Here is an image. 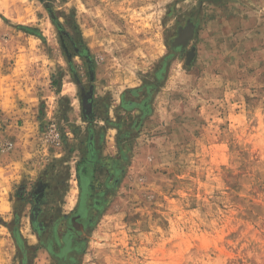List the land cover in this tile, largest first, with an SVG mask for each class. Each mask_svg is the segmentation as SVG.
<instances>
[{
	"label": "rangeland",
	"instance_id": "1",
	"mask_svg": "<svg viewBox=\"0 0 264 264\" xmlns=\"http://www.w3.org/2000/svg\"><path fill=\"white\" fill-rule=\"evenodd\" d=\"M0 264H264V0H0Z\"/></svg>",
	"mask_w": 264,
	"mask_h": 264
},
{
	"label": "bare ground",
	"instance_id": "2",
	"mask_svg": "<svg viewBox=\"0 0 264 264\" xmlns=\"http://www.w3.org/2000/svg\"><path fill=\"white\" fill-rule=\"evenodd\" d=\"M189 31H190V28L186 27L185 29L181 30L179 32V35L178 37L175 39L174 41V47H182V45L184 44L185 42V39L188 37L189 35Z\"/></svg>",
	"mask_w": 264,
	"mask_h": 264
}]
</instances>
